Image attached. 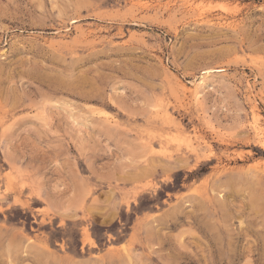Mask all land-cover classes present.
<instances>
[{
  "label": "rangeland",
  "instance_id": "obj_1",
  "mask_svg": "<svg viewBox=\"0 0 264 264\" xmlns=\"http://www.w3.org/2000/svg\"><path fill=\"white\" fill-rule=\"evenodd\" d=\"M0 264H264V0H0Z\"/></svg>",
  "mask_w": 264,
  "mask_h": 264
},
{
  "label": "trees",
  "instance_id": "obj_2",
  "mask_svg": "<svg viewBox=\"0 0 264 264\" xmlns=\"http://www.w3.org/2000/svg\"><path fill=\"white\" fill-rule=\"evenodd\" d=\"M164 196V193H159V197H163Z\"/></svg>",
  "mask_w": 264,
  "mask_h": 264
}]
</instances>
